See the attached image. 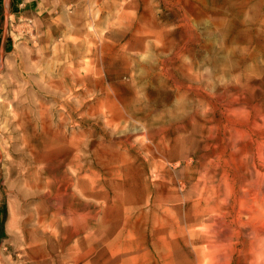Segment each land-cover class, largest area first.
Wrapping results in <instances>:
<instances>
[{"label":"rangeland","instance_id":"obj_1","mask_svg":"<svg viewBox=\"0 0 264 264\" xmlns=\"http://www.w3.org/2000/svg\"><path fill=\"white\" fill-rule=\"evenodd\" d=\"M49 1L0 52V264H264V0Z\"/></svg>","mask_w":264,"mask_h":264},{"label":"crops","instance_id":"obj_2","mask_svg":"<svg viewBox=\"0 0 264 264\" xmlns=\"http://www.w3.org/2000/svg\"><path fill=\"white\" fill-rule=\"evenodd\" d=\"M53 4L49 0H0V52L6 49L16 20L31 21L37 30L45 20L44 12L48 13Z\"/></svg>","mask_w":264,"mask_h":264},{"label":"bare ground","instance_id":"obj_3","mask_svg":"<svg viewBox=\"0 0 264 264\" xmlns=\"http://www.w3.org/2000/svg\"><path fill=\"white\" fill-rule=\"evenodd\" d=\"M262 121V120H261ZM68 177V176H67ZM70 178V177H69ZM36 187V186H35ZM38 187V186H37ZM257 188H259L258 186H257ZM262 188V187H261ZM256 189V188H255ZM255 189H252V192L255 190ZM65 190H66V188H65ZM249 190L251 191V189L249 188ZM255 194V193H254ZM257 194V193H256ZM261 195V194H260ZM256 197H257V195H256ZM261 197V196H260ZM259 197V198H260ZM260 207V206H259ZM68 213H69V211H68ZM71 214V213H70ZM75 215H76V217H78L79 216V214L78 213H74ZM86 214L87 213H85V215L83 216L84 218L86 217ZM102 214H104L105 215V213L104 212H102ZM72 215V214H71ZM107 215V214H106ZM246 217H248V216H246ZM87 218V217H86ZM248 219V218H247ZM12 221H13V216H11V221H10V223H9V225H8V231L10 230V224H12ZM250 222V221H249ZM245 223V222H244ZM209 225V224H208ZM254 226H256V225H254ZM257 226H260V225H257ZM248 227V226H247ZM259 228V227H258ZM257 228V229H258ZM256 229V228H255ZM262 229V228H261ZM261 229H259V230H261ZM264 229V228H263ZM92 230V228H91V225L90 224H85L84 226H82L80 229H78V231L77 232H86L87 234H90V231ZM109 228H104L103 229V231H101V234H106L107 232H109ZM264 231V230H263ZM216 233V232H215ZM206 234V233H205ZM211 235L213 234V233H210ZM209 234V235H210ZM219 234V233H218ZM218 234H216V235H218ZM229 235V234H228ZM261 235V234H260ZM242 236V235H241ZM228 237V236H227ZM231 237V236H230ZM234 237V236H233ZM244 239V238H243ZM244 241V240H243ZM243 241H242V244H243ZM264 246V245H263ZM245 247V246H244ZM243 247V248H244ZM249 248V247H248ZM244 250H246V249H244ZM243 250V251H244ZM247 252H248V250H247ZM250 252V251H249ZM264 252V251H263ZM244 253H246L245 251H244ZM215 258V257H214ZM218 261H220V260H218ZM223 261V260H222ZM200 263V262H199Z\"/></svg>","mask_w":264,"mask_h":264},{"label":"built area","instance_id":"obj_4","mask_svg":"<svg viewBox=\"0 0 264 264\" xmlns=\"http://www.w3.org/2000/svg\"><path fill=\"white\" fill-rule=\"evenodd\" d=\"M20 26H22L21 28L23 29L22 31H24L26 34H33V25L31 21H24V22H19ZM20 26H17L20 27ZM16 29V28H15ZM14 30V28L12 27V31Z\"/></svg>","mask_w":264,"mask_h":264},{"label":"trees","instance_id":"obj_5","mask_svg":"<svg viewBox=\"0 0 264 264\" xmlns=\"http://www.w3.org/2000/svg\"><path fill=\"white\" fill-rule=\"evenodd\" d=\"M6 221V209L0 210V238L3 237V227Z\"/></svg>","mask_w":264,"mask_h":264}]
</instances>
